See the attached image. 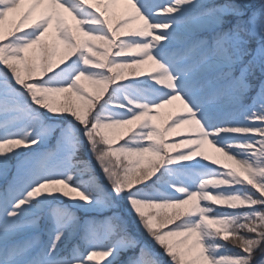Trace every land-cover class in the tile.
<instances>
[{
    "label": "snow or ice",
    "instance_id": "snow-or-ice-1",
    "mask_svg": "<svg viewBox=\"0 0 264 264\" xmlns=\"http://www.w3.org/2000/svg\"><path fill=\"white\" fill-rule=\"evenodd\" d=\"M0 264H264V0H0Z\"/></svg>",
    "mask_w": 264,
    "mask_h": 264
},
{
    "label": "rangeland",
    "instance_id": "rangeland-1",
    "mask_svg": "<svg viewBox=\"0 0 264 264\" xmlns=\"http://www.w3.org/2000/svg\"><path fill=\"white\" fill-rule=\"evenodd\" d=\"M28 7V5H24L23 8H22V11L23 10H26V8ZM123 4L119 5L118 6V11H122L123 10ZM10 19H14V20H17L19 19V16H15V17H12ZM69 23H71V18L70 17H67ZM129 79H136L138 77H135V76H132L131 74H129ZM170 110L169 109H164V110H161V118L159 121H157L158 123H163L166 119H167V114ZM120 132L125 136V138L127 137V135H129V133L127 132V129H123V130H120ZM170 139H178V137H176L175 135H173L172 137H170ZM121 143L123 142V140L120 141ZM206 153L207 155L209 156V160H212V159H216L218 161V164H225L226 167L228 166H233L234 165H231V162H228L226 161L219 153L215 152L214 149H212L210 146H206ZM173 155H175L176 153L173 152L172 153ZM183 163V162H182ZM245 179H247V177H245Z\"/></svg>",
    "mask_w": 264,
    "mask_h": 264
},
{
    "label": "trees",
    "instance_id": "trees-1",
    "mask_svg": "<svg viewBox=\"0 0 264 264\" xmlns=\"http://www.w3.org/2000/svg\"><path fill=\"white\" fill-rule=\"evenodd\" d=\"M121 82H125V81H121ZM89 91H91V88H89ZM46 238V237H45ZM230 239H231V237H230Z\"/></svg>",
    "mask_w": 264,
    "mask_h": 264
}]
</instances>
